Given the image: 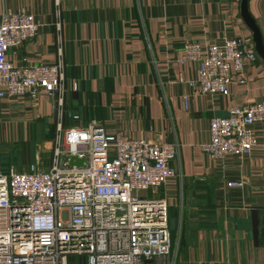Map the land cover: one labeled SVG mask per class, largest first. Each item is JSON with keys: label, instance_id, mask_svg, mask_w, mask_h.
I'll list each match as a JSON object with an SVG mask.
<instances>
[{"label": "crops", "instance_id": "obj_1", "mask_svg": "<svg viewBox=\"0 0 264 264\" xmlns=\"http://www.w3.org/2000/svg\"><path fill=\"white\" fill-rule=\"evenodd\" d=\"M22 7L39 26L6 59L22 67L54 63L61 21L64 94L57 112L43 92L0 100V173L35 159L45 164L56 136L92 121L107 133L176 143L175 175L138 193L167 204L172 264H264V123L252 126L255 144L245 154L209 159L199 148L212 116L264 105V62L255 54L243 62L242 84L232 75L226 96H209L185 85L195 63L178 61L185 43L203 50L225 38L254 52L240 1L65 0L58 16L52 0H0V12ZM246 13L264 48V0H247Z\"/></svg>", "mask_w": 264, "mask_h": 264}, {"label": "built area", "instance_id": "obj_2", "mask_svg": "<svg viewBox=\"0 0 264 264\" xmlns=\"http://www.w3.org/2000/svg\"><path fill=\"white\" fill-rule=\"evenodd\" d=\"M62 1L52 0L58 16ZM60 22L57 60L16 66L6 52L32 40L39 25L23 7L0 12V100L34 99L43 92L52 111H59L64 94ZM180 51L178 61L194 62L196 68L185 85L209 96H226L232 75L242 84L243 62L256 59L239 38L203 50L196 42L185 43ZM256 123H264L262 103L229 106L226 116L208 121V141L199 148L209 159L245 154L255 144ZM55 139L45 164L35 159L25 169L0 173V264H68V257H76V264H172L167 204L138 193L175 175L170 162L177 158V144L107 133L94 121L69 127ZM69 156L83 158V164L68 165Z\"/></svg>", "mask_w": 264, "mask_h": 264}, {"label": "water", "instance_id": "obj_3", "mask_svg": "<svg viewBox=\"0 0 264 264\" xmlns=\"http://www.w3.org/2000/svg\"><path fill=\"white\" fill-rule=\"evenodd\" d=\"M240 1V8H239V16H242V18L245 20L247 26L252 32V43H253V50L257 57L261 59L264 62V48L261 44L260 37L258 32L254 29L253 23L249 16H247L246 13V3L247 0H239ZM84 159L83 158H78L75 156H69L67 163L68 165H81L83 164Z\"/></svg>", "mask_w": 264, "mask_h": 264}, {"label": "rangeland", "instance_id": "obj_4", "mask_svg": "<svg viewBox=\"0 0 264 264\" xmlns=\"http://www.w3.org/2000/svg\"><path fill=\"white\" fill-rule=\"evenodd\" d=\"M48 157H47V155H46V159H47ZM67 262H68V264H71V263H74V264H76V263H78L79 261H78V259L76 258V257H68L67 258Z\"/></svg>", "mask_w": 264, "mask_h": 264}]
</instances>
